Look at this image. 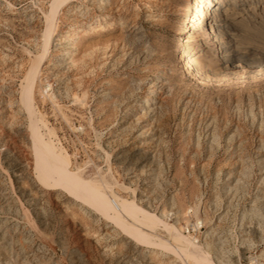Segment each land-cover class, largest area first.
Wrapping results in <instances>:
<instances>
[{
	"label": "rangeland",
	"instance_id": "rangeland-1",
	"mask_svg": "<svg viewBox=\"0 0 264 264\" xmlns=\"http://www.w3.org/2000/svg\"><path fill=\"white\" fill-rule=\"evenodd\" d=\"M54 1L0 0V264H162L35 179L21 87ZM49 50L36 104L74 169L206 218L230 264L264 250V0H70Z\"/></svg>",
	"mask_w": 264,
	"mask_h": 264
},
{
	"label": "bare ground",
	"instance_id": "bare-ground-1",
	"mask_svg": "<svg viewBox=\"0 0 264 264\" xmlns=\"http://www.w3.org/2000/svg\"><path fill=\"white\" fill-rule=\"evenodd\" d=\"M69 1H54L52 10L47 16L44 53L33 60L31 69L21 87V103L23 111L27 115L36 181L45 190L64 194L81 210L94 212L105 220L114 230L108 237L121 235L138 249L144 248L148 252H152L153 255L161 259L162 264L232 263L233 261L226 258L221 251L220 254L214 252L212 244L208 241L207 231L199 235L190 232L193 223L187 215L185 224L182 225L180 220L172 224L165 217L166 212L163 211L164 213L159 215L130 198H124L115 192L109 194L112 186L104 178L101 180L88 179L83 174V170L73 168L72 158L66 150L67 148L65 149L56 132L49 127L48 122L41 115L35 98L41 66L50 51L59 10ZM48 91L42 92L44 101L47 98L54 100L53 96L48 97ZM153 113L154 110L147 108L144 115L151 119ZM192 212L191 210L190 214ZM198 213L197 209L196 214L198 215ZM195 221L196 224L194 223L193 226L195 230L200 224L206 225V218L198 216ZM261 256L264 258V250ZM253 259L254 257H249V260ZM240 262L241 260L236 261L238 264Z\"/></svg>",
	"mask_w": 264,
	"mask_h": 264
},
{
	"label": "built area",
	"instance_id": "built-area-1",
	"mask_svg": "<svg viewBox=\"0 0 264 264\" xmlns=\"http://www.w3.org/2000/svg\"><path fill=\"white\" fill-rule=\"evenodd\" d=\"M193 225L190 228V232L192 234H200V233H204L206 231V225L204 224H200V226L198 227V229L195 230L194 223L196 224L195 220H192ZM261 252H250L249 255L247 257H245L243 260H241L240 264H264V258L261 256ZM249 257H254V259L251 261L249 260Z\"/></svg>",
	"mask_w": 264,
	"mask_h": 264
}]
</instances>
